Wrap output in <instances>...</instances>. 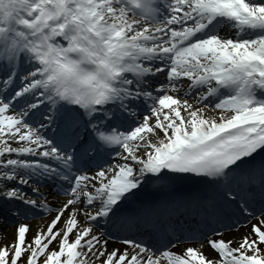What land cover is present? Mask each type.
Listing matches in <instances>:
<instances>
[{
	"label": "snow or ice",
	"instance_id": "obj_1",
	"mask_svg": "<svg viewBox=\"0 0 264 264\" xmlns=\"http://www.w3.org/2000/svg\"><path fill=\"white\" fill-rule=\"evenodd\" d=\"M0 264H264V0H0Z\"/></svg>",
	"mask_w": 264,
	"mask_h": 264
}]
</instances>
